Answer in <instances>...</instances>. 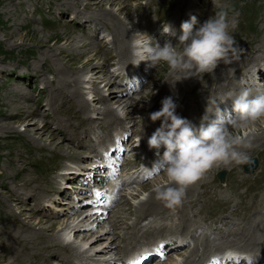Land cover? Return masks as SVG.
Returning <instances> with one entry per match:
<instances>
[{"label":"rangeland","instance_id":"obj_1","mask_svg":"<svg viewBox=\"0 0 264 264\" xmlns=\"http://www.w3.org/2000/svg\"><path fill=\"white\" fill-rule=\"evenodd\" d=\"M182 1L185 0H112V3L104 0L99 4V0H0V264H63L67 256L59 252L64 250L60 246L57 247L58 251L51 248L54 253H43L44 257L47 256L45 259L40 254V257L32 259L31 252L35 249H30L38 244L32 239L33 235L43 233L41 227H47L50 223H61L68 213L65 209L74 211V217H80L79 220L86 218L79 226V220L75 222L76 229L85 227L84 230L56 231L59 237L63 233L70 234L72 241L77 231L78 240L73 245L77 250L87 253L77 255L79 262L75 259L74 264H85L84 259L89 258H93L92 264H117L120 257L125 259L126 255L141 246H149L158 240L168 241L171 236L180 238L182 235L178 230L169 232L166 228H175L179 223L181 215L177 209L180 207L188 208L186 215H189L191 225H195V228L202 227L200 242L205 241V238L213 241L212 236L220 238L215 239L217 243L236 241L244 236L243 229L249 226L247 223L250 220L264 221V142L257 144L254 150L243 152L247 160L232 162L217 172L208 170L196 184L197 192L190 196L199 195L191 199L193 203L184 201L177 209H168L167 212L171 211L168 215L165 211L155 214L154 211L158 209L155 208L147 213H152L153 216H136L137 207L147 200L153 186L168 184L161 165L151 170L152 174L145 179H137V183L129 188H119L125 180L133 181L138 177V174L130 175L133 174L132 171L136 173L139 164L151 162L158 157L157 150L152 149L151 156L147 155L146 158L144 147L142 156L135 154L139 151L134 150L133 143L137 139L141 144H146V139L160 127L161 121H151L150 113L160 110L163 98L170 96L173 82L179 84L183 81L176 80L177 77L170 73L165 64L156 68L148 67L149 62L146 61L135 65L131 38L126 45L125 56L120 53V46L113 42L114 38L107 30L111 24L106 27L101 24L99 15L102 13L116 15V19L125 24L133 35L138 31L155 33L160 23H170L173 27L178 24L174 29H179L181 23L189 21L192 16L196 17L199 26L216 12L225 10L230 25L235 22L234 27L230 26L229 34L239 49V59L234 61L237 70L239 69L237 76L243 83L244 72L252 67L250 77L258 79L256 89L250 84L249 87L242 85V88L251 90L253 95L264 92V78L259 80L258 76H264V0H187L185 2L191 4L180 5ZM75 2L77 6L71 4ZM123 4L126 10L121 9ZM78 36L82 39L75 42L72 52L69 42ZM165 38V42L171 41L173 45L178 43V38ZM97 43L100 45L97 46ZM83 44L92 45L84 48ZM160 44L163 46L161 42ZM89 61L90 65L86 66ZM57 67L60 72L64 70L65 78L68 79L74 78L76 71L80 72L78 76L82 77V84L75 79L59 84L63 76L57 75ZM219 72L216 69L213 73L217 75ZM230 72L232 71L229 74ZM112 74H115L117 80L115 79V84L111 83V86L106 87L108 82L105 79H112ZM210 74L212 73L194 74L190 77L189 84L184 86L180 102L179 99H174L177 109L189 104L183 111H178L179 116L197 122V111H204L202 106L205 109L208 106V111L213 113L217 108L225 107L227 101L231 102L229 96L215 97L214 87L209 91V84L212 83ZM235 76L236 73H233L232 78ZM129 78L131 83L126 85ZM94 82L99 83L104 101L101 97L94 99ZM64 84L68 90H78L83 99L77 98V95H69L68 91L62 93ZM232 92L233 88L227 90V93ZM111 93L120 95L117 97L120 99L119 103L110 101ZM182 96L184 102L181 101ZM208 96L215 98L208 100L211 99ZM131 102L136 105L131 106ZM83 104H87L85 109L81 107ZM107 104L111 105L110 109H114L120 118L113 120L112 126L105 123L102 114ZM118 108L124 111L123 116L118 115ZM254 129H257L259 135L264 133V121L230 128V131L245 140ZM113 141H119L118 147ZM163 151L161 148L160 155ZM252 160L256 162L257 168L249 175L245 174L244 167L247 168V164L254 165ZM109 166L116 168L117 173L122 171L121 176L116 178L118 183L121 182L112 188L113 193L110 192L115 199L110 204H104L109 192L99 181L107 180L105 171L109 170ZM222 173L226 176L224 184L218 178ZM67 174L76 175L78 183L65 177ZM32 185L38 188L37 196L34 191L31 192ZM94 207L99 208L95 214L104 217V224L98 227L87 220L93 215L91 208ZM58 213L59 216H53ZM154 217H159L157 220L163 224L160 225V230L154 229ZM19 218L29 224L25 226L18 222ZM209 222L212 223L211 226ZM224 222L225 226H219ZM116 223L117 228L114 227ZM17 230H23L20 232L24 236L23 241L28 239L25 245L21 244V238L14 239ZM137 230L157 233L155 237L145 234L131 239L129 250L128 247L124 250V243ZM44 233L51 235L55 232L46 230ZM28 236H31L30 240ZM111 243L115 247L112 248ZM168 243L179 245V241L176 244ZM229 244L226 243L225 246L240 252L247 248L242 242L241 246L238 242L233 243L234 247L232 243ZM256 247L259 246L248 250L256 254L258 250L261 252ZM192 248L189 244H184L177 251L158 253L159 261L152 264H186ZM213 250L216 252H210L211 255L198 254L191 258L204 264L209 256L211 262L222 251L219 244ZM152 253L151 255H155L154 251ZM142 259L139 256L135 262ZM149 259L153 261L152 258ZM71 261L73 262L72 259ZM221 262L219 260L216 264ZM253 264H264V260Z\"/></svg>","mask_w":264,"mask_h":264},{"label":"clouds","instance_id":"obj_2","mask_svg":"<svg viewBox=\"0 0 264 264\" xmlns=\"http://www.w3.org/2000/svg\"><path fill=\"white\" fill-rule=\"evenodd\" d=\"M230 26L234 27L235 22L230 25L227 11L221 10L199 26L195 16L182 22V34L176 45L166 41L161 46L147 33L135 32L131 37L134 64L146 61L150 68L165 64L170 73H184L182 79L212 73L221 62L231 64L239 59V49L229 34ZM162 34L175 36L173 26L164 23ZM229 96L231 113L219 108L209 113L207 106L198 125L176 114L177 104L171 96L161 101L160 110L150 113L151 121H161L160 127L148 139V146L157 150L167 177V186H153L156 199L165 207L174 209L180 206L187 187L199 181L214 166L247 160V156L239 151L246 141L233 135L230 128L264 121V93L253 95L251 90L242 88ZM117 113L120 116L125 114L121 108ZM161 148L164 149L162 155ZM60 238L64 244L72 242L68 233H63ZM223 259L224 264H240L241 260L250 258L238 250L228 249L223 253Z\"/></svg>","mask_w":264,"mask_h":264},{"label":"bare ground","instance_id":"obj_3","mask_svg":"<svg viewBox=\"0 0 264 264\" xmlns=\"http://www.w3.org/2000/svg\"><path fill=\"white\" fill-rule=\"evenodd\" d=\"M95 1H98V0H95ZM102 1H104V0H99V4H101V2ZM112 1V0H111ZM110 0H105V2H107V3H112ZM185 1H187V0H185ZM185 1H182L181 2V4L180 5H185V4H191V3H188V2H185ZM189 2L191 1V0H188ZM71 4H74L75 6H77L78 4L75 2V3H71ZM70 5V4H69ZM121 9L122 10H126V6H125V4H123V7H121ZM100 17V21H101V24H103V26L104 27H106V25L107 24H109L110 25V27H108L107 28V30H109V33H110V35L114 38V40H113V42H116L117 43V45H119L120 46V50H121V52L120 53H123V55L125 56V54L124 53H126L127 52V49H126V45L128 44V42H129V39L132 37V35L130 34V32L128 31V28L126 27V25L125 24H123L120 20H118V19H116L117 17H116V15H113L112 13H106V12H104V13H102L101 15H99ZM181 35V34H180ZM164 36H162L161 37V39L163 38ZM81 41V36H78V37H74V38H72L71 39V41L69 42V45L70 46H72V48H71V51L73 52V47L75 46V42L76 41H79V40ZM163 44L165 43V39H164V41L162 42ZM93 44V43H92ZM92 44H89V45H92ZM264 44V43H263ZM89 45H87V46H89ZM98 45H100L99 43H97V46ZM86 46V44H83V47L84 48H86L85 47ZM94 46V45H93ZM118 46V47H119ZM264 46V45H263ZM91 48V47H90ZM76 49H78V48H76ZM75 49V51L76 52H78L80 55L82 54V53H80V51H78V50H76ZM117 50V49H116ZM71 53V52H70ZM49 56V55H48ZM51 56V55H50ZM82 56V55H81ZM133 57V56H132ZM50 58V57H49ZM65 58V57H64ZM63 58V59H64ZM123 58V57H122ZM126 59V58H125ZM132 59V58H131ZM91 60V59H90ZM248 60V59H247ZM236 61V60H235ZM54 63L56 62V61H53ZM90 61H89V63H87L86 64V66H89L90 65ZM236 63H234V61L231 63V64H225V63H223V62H221L220 64H219V66L216 68V69H219L220 70V72H219V74H215V73H213L212 72V74H210V75H212V76H210L209 75V77L210 78H212V83L211 84H209V91H211V88L212 87H214L215 89H214V96L216 97V95H223V96H226V97H228L229 96V94H237L241 89H242V85H245V86H247V87H249V84L254 88V89H256V87H257V80L258 79H253V77H250V76H248V77H245L244 75H245V73L243 74V76L245 77V81L242 83L241 81H240V77L239 76H237V72L239 71V69L237 70V66L235 65ZM56 65H57V63H56ZM240 65H243V63H241ZM58 66V65H57ZM84 67V66H83ZM259 67V66H258ZM62 68H63V66H62ZM85 68V67H84ZM83 68V69H84ZM60 69V68H59ZM59 69H58V67H57V75L58 76H63L60 80H59V84L60 83H65V80H69V79H75V80H78L77 81V83H81L82 82V77H79L78 75L80 74V72H77L76 71V75H75V77L74 78H65V73H64V70H62L61 72L59 71ZM215 69V70H216ZM87 70V69H86ZM137 71V70H136ZM229 71H232V72H230V74H229ZM66 72V71H65ZM258 72V71H257ZM263 72H264V70H263ZM233 73L235 74L236 73V76L235 77H233L232 78V76H233ZM113 75V76H112ZM111 76V78L113 79V81H112V79H110V78H106L105 80L108 82V84L106 85V87L107 86H111L110 84L111 83H113V84H115L114 82H115V79L117 78V77H115V74H112ZM174 75L177 77L176 78V80L177 79H182V78H184L185 77V74L184 73H174ZM106 76V75H105ZM117 76V75H116ZM259 76V78H264V76H260V74L258 75ZM70 77V76H69ZM190 79V77L189 78H186V79H182V83H177V84H175L174 82H173V86H172V89L170 90V96L173 98V100L174 99H179V102H180V96L183 94V89H184V86L188 83V80ZM58 80V79H57ZM72 80V81H73ZM93 80V79H92ZM117 80V79H116ZM250 80H251V82H250ZM70 81V80H69ZM190 81V80H189ZM76 82V81H75ZM96 82H98V81H96ZM96 82H94L95 84L93 85V93L92 94H94L95 96H94V99H99V97H101L102 98V96H101V88H100V86H99V83H96ZM129 83H131V80H130V78H129ZM224 83H227L226 85L224 84ZM82 84V83H81ZM89 84V83H88ZM189 84V83H188ZM63 85V84H62ZM67 85V84H66ZM77 85V84H76ZM196 86V85H195ZM64 87H65V84H64ZM223 87H225V89H221V88H223ZM230 88H233V90H234V92H232V93H227V90L228 89H230ZM170 89V88H169ZM167 90V89H166ZM68 91V94L69 95H77L76 97L77 98H79V99H83V97H82V95H81V93L78 91V90H74V89H71V90H68V88H67V86L64 88V90L62 91V93H66ZM193 92L192 93H194L195 92V90L193 89L192 90ZM123 92H125V91H123ZM165 92H168V91H165ZM187 92V91H186ZM58 93H60V94H62L61 92H58ZM200 93H202V91H200ZM190 94V93H189ZM255 94V93H254ZM258 94V93H257ZM53 95V94H52ZM63 95V94H62ZM195 95V94H194ZM120 95L119 94H115V93H111L110 94V98H111V100L110 101H112V102H114V103H119V101H120V99L119 98H117V97H119ZM196 96V95H195ZM166 97V96H165ZM209 98H211V99H208V100H212V99H214L215 97H211V96H208ZM230 97V96H229ZM109 98V99H110ZM164 99V98H163ZM101 100H105L104 99V97L101 99ZM181 101L182 102H184V97L182 96V98H181ZM227 101V100H226ZM80 102V101H79ZM78 102V103H79ZM111 102V103H112ZM228 102V104L225 106V107H221L220 109H221V111H223V112H225V113H231L232 112V106H231V102H229V101H227ZM85 103H87V102H85ZM84 103V104H85ZM109 103V102H108ZM153 103V102H152ZM177 103V102H176ZM83 104V106H81V107H83L84 109H85V106L87 105H84ZM136 105V103H133V102H131V106H135ZM189 105V104H188ZM188 105H181L182 107H180V105H179V107H180V109H177V111H176V114L178 115L179 113H178V111L180 110V112L181 111H183V109L186 107V106H188ZM224 105V104H223ZM109 106H111L110 104L108 105L107 104V107L105 108V110L103 111V115H104V120L106 121L105 123H108V125H110V126H112V121L114 120V121H116V120H119L120 118H118V116L115 114L116 112H115V110L114 109H110V107ZM89 108V107H88ZM182 108V109H181ZM204 111H201V110H199V111H197V109H196V111H197V119H198V121L197 122H193V123H195V124H199V122H200V118L204 115V113H205V107L204 106H202L201 107ZM87 109V108H86ZM88 110V109H87ZM83 111V110H82ZM189 111V110H188ZM84 112V111H83ZM85 112H87V111H85ZM185 112V111H184ZM190 112V111H189ZM188 112V113H189ZM130 113V112H129ZM193 113V112H192ZM209 113H211L210 111H209ZM187 116V115H186ZM189 116V115H188ZM113 121V122H114ZM112 123V124H111ZM82 124V123H81ZM116 125V124H115ZM264 132V131H263ZM143 136V135H142ZM147 136V135H146ZM260 137H262L261 139H259ZM147 138V137H146ZM245 141H246V145L245 146H243V147H240L239 148V151H241L242 153L243 152H245V151H247V150H254L256 147H257V144L259 145V144H261V143H263L264 142V133H262V134H260L259 135V132L257 131V129H254L250 134H248V136L245 138ZM147 147V146H146ZM60 149H61V147H60ZM145 149V148H144ZM152 149H150V148H146L145 149V152H146V154L147 155H149V156H151V151ZM155 154V153H154ZM161 154V153H160ZM246 155V154H245ZM132 164V163H131ZM232 163H230V164H228V165H231ZM227 165H218V166H214L213 168H211L210 169V172H217V171H220V169H222V168H225ZM250 166H252V165H250V164H247V167L248 168H251ZM96 173H99L98 171L96 172ZM73 175V174H72ZM65 177H67L68 179H71V180H73L76 184L78 183V181H77V176L76 175H73V176H71L70 174H67ZM204 177V176H203ZM202 177V178H203ZM27 178V177H26ZM219 178V182L221 183V184H224L225 183V180H226V176H225V173H222L221 174V176H219L218 177ZM137 178L136 179H134L133 181L132 180H125L120 186H119V188H122L123 186H127L128 188H129V186H131V185H133V183H137ZM200 181H197L196 183H194V184H192V185H190V186H188L187 187V189H186V191H185V195H184V197L182 198V202H184V201H191L190 203H193L192 202V198L195 196H199V195H194L193 197H191L190 198V196H191V194H193V193H195V192H197V188H196V184L197 183H199ZM29 184V183H28ZM26 186H27V184H26ZM163 186H167V185H163ZM198 186V185H197ZM31 188H32V191L31 192H33L34 191V193H35V195L37 196V191H38V188H36V186H34V185H32L31 186ZM192 192V193H191ZM199 192H200V190H199ZM152 194V195H151ZM149 196H148V198H147V200L145 201V202H142L137 208V210H136V213H137V218H140L141 216H143V215H145V216H150V215H152L153 216V214L151 213L150 215L149 214H147L150 210H154L155 208H158V209H156V211H154V213L155 214H157L158 212H161V211H165L166 212V214L168 215V214H170V212H167V210L169 209V208H167V207H165L161 202H159L157 199H156V196H155V192L154 191H152V193H151ZM30 196V195H29ZM29 198H31V197H29ZM38 199V198H37ZM41 199V198H40ZM40 199H38V200H40ZM101 199V198H100ZM119 198H117V200H118ZM42 200V199H41ZM160 204H162V205H160ZM197 204V203H196ZM190 205H192V204H190ZM260 205V204H259ZM81 206H82V204H81ZM80 206V207H81ZM149 207L151 208V209H149ZM190 208V207H189ZM88 209H90V208H88ZM92 209V211H94V213H93V215H90L89 216V218H87V220H91V223H95L96 224V226L98 227V226H100V225H102V223L104 222V217L101 215H98V214H95L96 213V210L97 209H99V208H96V207H94V208H91ZM174 209H177L176 207L174 208ZM191 209V208H190ZM66 210V212H68L66 215H65V219H63V221L61 222V223H56V222H53V223H50L47 227H41V232H43V233H36V235L34 236L33 235V238L32 239H35L37 242L36 243H40L39 245L37 244L35 247L33 246V248H31L30 250H32V249H35L34 250V252L32 251L31 252V254L33 255V258L32 259H34L35 257H40L39 256V254L43 257V259H45L47 256H45L44 257V254L43 253H45L46 251H52L53 253H54V251L51 249V248H56L55 250L56 251H58L57 250V247L58 246H60V247H62V248H64V250H60L59 252H62V254H64V255H66L67 256V258L65 259V261H64V263L63 264H74L75 263V259H76V262L78 261L77 260V255L78 256H80V255H84V254H86L87 253V251H83V250H77V247L76 246H74L73 244H75L76 243V241L78 240V235H76L77 233V231H80L81 229L82 230H84L85 229V227H79V229H76V227H75V222L76 221H78L79 220V218L80 217H74V215L73 214H75L74 213V211H72V210H68V209H65ZM179 212H180V215H181V217H180V221H179V223L175 226V228H173V227H171V229L169 228L170 226H167L166 228H167V231H172V230H178V233H181V235L183 236V237H185V236H187L188 234H190V238H189V240H194V245H193V248H192V250H191V252H190V254L188 255L189 257V261L188 262H186V264H203V262L202 261H200V263H198V260L196 259V260H194V258H191V257H193V256H197L198 254H201V255H204V254H206V253H209L210 255L212 254V253H210V252H216V251H214L213 250V248L215 247V246H217L218 244H219V249L220 250H222V249H225V248H228V247H226L225 245H226V243H232L231 245L233 246V243L234 242H238V244L240 245L241 244V242H242V245L244 246V245H246L247 246V248H246V250H248V248H253V247H255V246H259V247H256V248H260L261 250H262V248H264L263 246H264V235H262V234H264V221H259V219L257 220L256 219V217L254 216V218L256 219V220H250L247 224H249V226L248 227H245L244 229H243V234H244V236L242 237L241 236V239H236V241L235 240H228V241H221V242H219V243H217V241L215 240V239H213V241H210L209 239H207V238H205L204 240L205 241H203V242H200L199 241V239H200V237L199 238H197V235H196V233L200 230L199 229V227L198 228H196L195 229V225H191V223L192 222H190V218L186 215V213L189 211L188 210V208L185 206V207H180V208H178L177 209ZM91 211V212H92ZM172 214H173V212H172ZM178 214V213H177ZM174 215V214H173ZM264 215V214H263ZM53 216H59V213L57 214V215H53ZM182 216H184L183 218H182ZM174 217H175V215H174ZM259 217H261V216H259ZM258 217V218H259ZM146 218V217H145ZM264 218V217H263ZM154 219H155V221H154V224H155V222H156V224H155V227H154V229H156V230H160L161 229V226L163 225L162 224V222L159 220H157V219H159V217H154ZM84 220H86V218H84V219H82V220H79L78 221V223H77V226H79L80 224H82L83 223V221ZM122 220V219H121ZM157 220V221H156ZM18 222H20V223H22V224H24L25 226H26V224H29V223H25V221L24 220H22V219H20L19 218V221ZM43 222V221H42ZM118 222H120V220L118 221ZM104 224V223H103ZM154 224H153V226H154ZM166 224V223H165ZM207 224V223H206ZM241 224V223H240ZM16 225V224H15ZM161 225V226H160ZM226 225V222H224V223H222L221 225H219V226H225ZM230 225V224H229ZM82 226V225H81ZM117 226H118V224L116 223L115 225H114V227H116L117 228ZM152 226V225H151ZM171 226H173V225H171ZM95 227V226H94ZM150 228H152V227H150ZM149 229V228H148ZM240 229H241V227H240ZM35 230V229H34ZM46 230H51V231H53V232H55L54 234H48V233H44V231H46ZM67 230H72V231H74V230H77L76 232H75V235H74V239H73V241L71 242V243H68V244H64L62 241H61V238L56 234V231L57 232H62V231H66L67 232ZM153 230V229H152ZM239 230V229H238ZM242 230V229H241ZM23 231V230H22ZM22 231H20V230H17L16 231V233H15V237H14V239L15 240H18L19 238H21L20 240H22V238H24V236H21L20 234V232H22ZM71 231V232H72ZM151 231V230H150ZM155 231V230H154ZM114 232H115V229H114ZM134 232H135V230H134ZM172 232H174V231H172ZM239 232H240V230H239ZM35 233V232H34ZM33 233V234H34ZM157 232L155 231V233H153L152 231H151V233H147V230H144V231H139V230H137V232L136 233H134V234H132V235H130L129 236V239L124 243L125 244V246H124V250H125V248H127V250H129V247H130V245H131V242H129V241H132L133 239H135V237H137V236H142V235H149L150 237H155L154 235L156 234ZM243 234H241V235H243ZM105 235H107V233L105 234ZM20 236V237H19ZM148 236V237H149ZM31 237V236H30ZM29 236H28V238H29V240L31 239ZM116 237V236H115ZM143 237V236H142ZM172 238H170L168 241L167 240H164V243H163V245L162 246H159L156 250L157 251H154V253H155V255L153 256V258L152 259H154V261L155 262H153V263H157V261H159L158 259H159V255H158V253H163V252H166L167 250H172V251H177V250H179L182 246H183V244H184V240H182L181 238L180 239H177V238H175L174 236H171ZM77 238V239H76ZM132 239V240H131ZM138 240V239H137ZM215 240V241H214ZM238 240V241H237ZM28 241V239H24V241L22 240L21 242V244L22 245H25L26 244V242ZM177 241H179V245H171L170 243H168L167 244V242H174L175 244H176V242ZM241 241V242H240ZM17 242V241H16ZM31 242V241H30ZM240 242V243H239ZM188 244V243H187ZM229 244V245H230ZM236 244V243H235ZM237 244V245H238ZM236 246V245H235ZM241 246V245H240ZM27 247V246H26ZM111 247L113 248V247H115V244H113V243H111ZM119 247H120V245H119ZM234 247V246H233ZM145 248V247H144ZM218 248V247H217ZM244 248V247H243ZM204 249V250H203ZM254 249V248H253ZM119 250H122V248H120ZM138 250H140V248L139 249H137V250H135L136 252L138 251ZM78 251V252H77ZM148 252L150 251V250H147ZM243 251V250H242ZM126 252V251H125ZM134 252V251H133ZM133 252L128 256V258L126 259H124V257L122 258V257H120L119 259H118V261H117V264H122V262L124 263V264H128V261L132 258V256H134V254H133ZM258 252H259V250H258ZM42 253V254H41ZM56 254V253H55ZM171 255V254H170ZM63 256V255H62ZM165 256V255H164ZM217 256V257H216ZM215 257V259L213 260V261H211L210 262V257L208 256L207 257V259H205V261L203 260V259H201V260H203L205 263L204 264H216L219 260L221 261L222 260V258H221V256H220V254H218V255H216ZM199 257V256H198ZM201 257V256H200ZM205 256H203V258H204ZM162 258V257H161ZM202 258V257H201ZM209 258V259H208ZM258 258H262V260H264V256L263 257H261V256H258ZM36 259V258H35ZM71 259L73 260V262L71 261ZM124 259V260H123ZM39 260V259H38ZM123 260V261H122ZM194 260V261H193ZM84 261H86L85 262V264H92V261H93V258H89V259H84ZM116 261V260H115ZM186 261V260H185ZM42 262V261H41ZM79 262V261H78ZM110 262V261H109ZM145 262H147V257H145L144 258V260H142V261H139V262H137V263H135V264H145ZM208 262H210V263H208ZM111 263H114V262H111ZM116 263V262H115ZM185 263V262H184ZM41 264V263H40ZM161 264V263H160ZM221 264H224V261L222 260V262H221ZM249 264H251V263H249Z\"/></svg>","mask_w":264,"mask_h":264},{"label":"water","instance_id":"obj_4","mask_svg":"<svg viewBox=\"0 0 264 264\" xmlns=\"http://www.w3.org/2000/svg\"><path fill=\"white\" fill-rule=\"evenodd\" d=\"M252 162H255V161L252 160ZM254 167L256 168V162L254 163V165H253V163H252V166H251V168H249V169H250V170H253Z\"/></svg>","mask_w":264,"mask_h":264},{"label":"trees","instance_id":"obj_5","mask_svg":"<svg viewBox=\"0 0 264 264\" xmlns=\"http://www.w3.org/2000/svg\"><path fill=\"white\" fill-rule=\"evenodd\" d=\"M103 176H105V175L103 174Z\"/></svg>","mask_w":264,"mask_h":264}]
</instances>
